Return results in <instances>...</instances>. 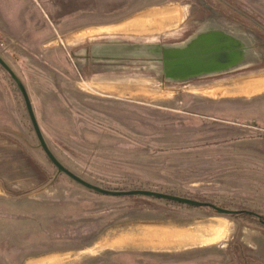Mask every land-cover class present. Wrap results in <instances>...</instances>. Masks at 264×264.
<instances>
[{
  "label": "rangeland",
  "instance_id": "1",
  "mask_svg": "<svg viewBox=\"0 0 264 264\" xmlns=\"http://www.w3.org/2000/svg\"><path fill=\"white\" fill-rule=\"evenodd\" d=\"M0 9L8 43L0 53L26 86L44 138L66 168L106 189L199 197L264 216V0H0ZM207 21L252 35L260 60L170 83L148 62L91 56L94 45L111 40L181 43ZM255 219L102 195L59 174L0 66V264L45 262L53 251H78L110 229L142 221L190 225L197 245L88 261L264 264V227ZM255 240L258 248L250 247Z\"/></svg>",
  "mask_w": 264,
  "mask_h": 264
},
{
  "label": "water",
  "instance_id": "2",
  "mask_svg": "<svg viewBox=\"0 0 264 264\" xmlns=\"http://www.w3.org/2000/svg\"><path fill=\"white\" fill-rule=\"evenodd\" d=\"M257 43L256 38L247 32L232 30L216 22L207 21L181 43H130L111 40L94 45L91 56L100 62H119L128 59L148 62L154 65L164 81L186 83L200 78L228 74L255 64L262 55L255 47ZM0 66L9 74L22 95L30 122L39 141V147L56 167L59 174H65L81 186L102 195L158 198L194 208H209L216 214L225 216H238L242 212L222 208L210 202L153 190L106 189L81 178L66 168L50 149L36 118L26 86L1 53ZM245 212L264 222L260 214L252 211Z\"/></svg>",
  "mask_w": 264,
  "mask_h": 264
},
{
  "label": "crops",
  "instance_id": "3",
  "mask_svg": "<svg viewBox=\"0 0 264 264\" xmlns=\"http://www.w3.org/2000/svg\"><path fill=\"white\" fill-rule=\"evenodd\" d=\"M261 1V0H260ZM4 3H2L3 5ZM11 5L9 4V7ZM14 6V5H12ZM29 7V6H28ZM12 9V8H11ZM1 10V9H0ZM2 11H0L1 13ZM4 12V11H3ZM5 14V13H4ZM4 14H0V20L5 23ZM218 89V88H217ZM190 225H182L181 223L171 222H155V221H142L127 228V230H119L118 227L110 229L107 236H104L100 241L98 240L92 244H86L78 251L68 250L63 255L53 251L49 254L50 258L42 262L38 258L30 262V264H95V260L91 263L89 259H96L97 257H115L117 258H130L134 254L138 255L139 252L157 251L169 252V248L177 250L196 247L197 232H190ZM206 228H203L205 230ZM160 231L157 237L154 236V231ZM189 230V231H188ZM205 232V231H204ZM205 233H211L205 232ZM164 240H168L165 242ZM171 240V241H170ZM258 240V239H257ZM255 240L249 246L258 248L259 241ZM165 243V244H164ZM161 245L164 250H155L154 248H147L148 245ZM255 248V249H257ZM103 252V253H102ZM81 253H88L80 256ZM108 253V254H104ZM109 255V256H108ZM81 259V262L78 260ZM78 260L79 262H75ZM101 260H97L96 264H100Z\"/></svg>",
  "mask_w": 264,
  "mask_h": 264
},
{
  "label": "trees",
  "instance_id": "4",
  "mask_svg": "<svg viewBox=\"0 0 264 264\" xmlns=\"http://www.w3.org/2000/svg\"><path fill=\"white\" fill-rule=\"evenodd\" d=\"M192 199H196V200H199V201H202V202H210V203H212V204H214L213 202H211V201H209V200H207V199H202V198H199V197H194V198H192ZM216 205V204H215ZM218 206H220V207H222V208H226V209H228V207L227 206H225V205H218ZM235 209H238V208H235ZM242 212L237 216V217H244L245 219H248V220H256L255 218L256 217H253L252 215H249V214H247L245 211H247V210H241ZM259 214V213H258ZM262 216V215H261ZM262 219L264 220V216H262ZM259 224H260V226H262V227H264V222H262V221H259Z\"/></svg>",
  "mask_w": 264,
  "mask_h": 264
},
{
  "label": "built area",
  "instance_id": "5",
  "mask_svg": "<svg viewBox=\"0 0 264 264\" xmlns=\"http://www.w3.org/2000/svg\"><path fill=\"white\" fill-rule=\"evenodd\" d=\"M0 47H2V48L8 47L6 37H5L4 33L2 32V30H0Z\"/></svg>",
  "mask_w": 264,
  "mask_h": 264
},
{
  "label": "bare ground",
  "instance_id": "6",
  "mask_svg": "<svg viewBox=\"0 0 264 264\" xmlns=\"http://www.w3.org/2000/svg\"><path fill=\"white\" fill-rule=\"evenodd\" d=\"M205 232H208L209 231V228H206L205 230H203ZM165 242H168V240H164ZM171 241V240H170ZM165 244V243H164ZM154 245V244H153Z\"/></svg>",
  "mask_w": 264,
  "mask_h": 264
}]
</instances>
